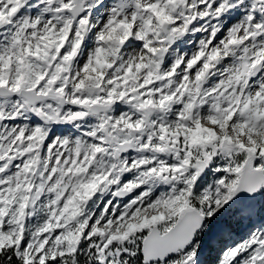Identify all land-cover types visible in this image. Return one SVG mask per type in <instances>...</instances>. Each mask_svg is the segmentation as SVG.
<instances>
[{
    "label": "snow or ice",
    "instance_id": "snow-or-ice-1",
    "mask_svg": "<svg viewBox=\"0 0 264 264\" xmlns=\"http://www.w3.org/2000/svg\"><path fill=\"white\" fill-rule=\"evenodd\" d=\"M0 264H264V0H0Z\"/></svg>",
    "mask_w": 264,
    "mask_h": 264
}]
</instances>
